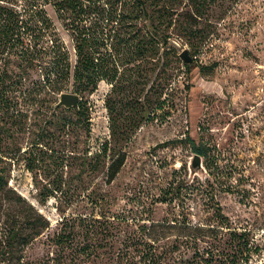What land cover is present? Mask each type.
I'll use <instances>...</instances> for the list:
<instances>
[{
  "label": "trees",
  "instance_id": "1",
  "mask_svg": "<svg viewBox=\"0 0 264 264\" xmlns=\"http://www.w3.org/2000/svg\"><path fill=\"white\" fill-rule=\"evenodd\" d=\"M161 1L0 0V264H34L27 248L50 225L10 185L15 165L32 174L41 204L62 199L65 175L74 168L86 177L103 170L110 185L125 163L124 147L160 115L177 76L172 68L182 62L176 42L198 34L194 22L172 16L175 8ZM48 6L72 41L74 63ZM101 82L109 85V137L92 151L91 95ZM63 92L78 94L79 107H56ZM177 141L208 155V147L188 135L160 147ZM176 182L167 194L179 189ZM93 193L94 187L90 204L104 207V196L92 199ZM167 197L157 201H173ZM216 216L218 226L206 227L185 221L187 216L177 225L167 218L138 222L102 211L63 215L50 238L53 254L38 264H249L258 246L247 231L228 226L219 210ZM224 228L227 249L214 242Z\"/></svg>",
  "mask_w": 264,
  "mask_h": 264
},
{
  "label": "rangeland",
  "instance_id": "2",
  "mask_svg": "<svg viewBox=\"0 0 264 264\" xmlns=\"http://www.w3.org/2000/svg\"><path fill=\"white\" fill-rule=\"evenodd\" d=\"M161 2L175 8L172 16L194 22L198 34L176 44L180 52L188 49L195 62L190 70L181 58L178 67L173 66L177 76L164 108L124 147L126 160L115 180L105 185L103 170L86 177L74 168L65 175L62 199L51 197L41 204L32 174L22 164L13 167L10 185L50 222L27 248V258L34 264L53 254L50 238L63 215L99 216L102 211L138 222L167 218L177 225L187 216L185 221L191 224L214 227L218 210L228 226L247 231L258 246L249 264H264V0ZM47 11L74 63L67 31L53 8L48 6ZM108 90L109 85L101 82L91 95L92 151L109 137L104 106ZM187 135L209 149L198 171L191 169L195 152L190 144L177 141L160 147ZM79 146L85 148L83 142ZM173 179L180 187L170 195L166 187ZM93 187L92 199L105 198L102 208L89 202ZM167 196H174L173 201H157ZM226 231L222 230V239L214 240L223 249L229 245Z\"/></svg>",
  "mask_w": 264,
  "mask_h": 264
},
{
  "label": "water",
  "instance_id": "3",
  "mask_svg": "<svg viewBox=\"0 0 264 264\" xmlns=\"http://www.w3.org/2000/svg\"><path fill=\"white\" fill-rule=\"evenodd\" d=\"M180 58L186 65H193L195 60L190 55L188 49H184L179 54ZM79 100L80 96L76 93L72 92H63L60 94L59 100L56 103V107H66V108H78L79 107ZM202 157L199 154H194L192 162H191V169L193 171H198L202 168Z\"/></svg>",
  "mask_w": 264,
  "mask_h": 264
}]
</instances>
